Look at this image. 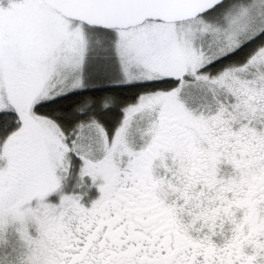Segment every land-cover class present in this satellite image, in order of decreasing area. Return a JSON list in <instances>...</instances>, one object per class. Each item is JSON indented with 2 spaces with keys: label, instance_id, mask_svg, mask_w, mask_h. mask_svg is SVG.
<instances>
[{
  "label": "snow or ice",
  "instance_id": "1",
  "mask_svg": "<svg viewBox=\"0 0 264 264\" xmlns=\"http://www.w3.org/2000/svg\"><path fill=\"white\" fill-rule=\"evenodd\" d=\"M0 264H264V0H0Z\"/></svg>",
  "mask_w": 264,
  "mask_h": 264
}]
</instances>
